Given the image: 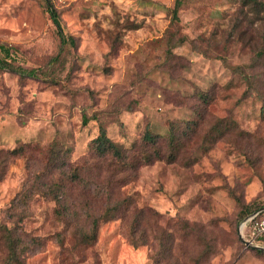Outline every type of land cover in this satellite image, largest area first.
Returning <instances> with one entry per match:
<instances>
[{"label":"rangeland","instance_id":"rangeland-1","mask_svg":"<svg viewBox=\"0 0 264 264\" xmlns=\"http://www.w3.org/2000/svg\"><path fill=\"white\" fill-rule=\"evenodd\" d=\"M173 2L0 0V43L16 47V64L54 77L0 69V264H8L6 229L16 241L14 264H264V250L235 233L241 205L264 201V115L256 91L241 99L244 79L229 68L250 62L258 37L238 34L240 0H185L171 24ZM48 6L74 46L60 49ZM171 32L184 40L167 56ZM198 92L209 96L203 118L195 113L204 106ZM83 113H101L109 137L125 148L146 127L166 134L192 120L199 126L174 161L114 175L95 168L106 163L90 156L97 122L84 125ZM225 120L234 124L213 129ZM54 146L58 168L50 170ZM74 165L101 186L87 192L88 211L46 193ZM125 196L137 210L101 221L96 240L83 247L84 214ZM72 212L78 216L66 222Z\"/></svg>","mask_w":264,"mask_h":264},{"label":"trees","instance_id":"trees-1","mask_svg":"<svg viewBox=\"0 0 264 264\" xmlns=\"http://www.w3.org/2000/svg\"><path fill=\"white\" fill-rule=\"evenodd\" d=\"M185 0H174L172 8L170 11L171 24H175L179 21V10L184 4ZM47 11L57 28V34L59 36V47L60 49L67 43L70 46H74V37L70 34L64 32L63 26L61 24L59 15L57 11L51 7H47ZM238 26L243 25L244 29L238 30V34L241 35L244 30L253 31L257 37L258 42L253 44L251 60L247 64L229 65L232 73L239 75L244 79L245 90L242 93V98L250 95L251 91H256L260 96V106L259 113L264 115V94L259 89L264 85V0H240L238 6ZM236 30L235 23L233 24L232 30L228 37H232ZM175 32L168 33L167 36V56L172 55V48L184 40L182 36L174 38ZM16 47L0 43V69L15 72L18 77H33L37 73H44L48 76L50 81H54L53 75H51L52 70H46L40 68H24L19 64H16ZM52 60L58 61L59 56H55ZM55 83V82H54ZM204 106H200L196 111V115L202 116V110L209 101L208 94L204 92H198L197 94ZM104 115V114H102ZM203 118V116H202ZM90 120H95L97 122V134L90 142V149H92L91 158L99 161L105 162L104 164H97V170H103L105 168L110 174H125L127 172H135L143 164H148L156 160H166L174 161L177 156L182 152L184 147L183 138L189 136V132L194 131L196 126H199V120H192V122H187L185 128L180 133L177 132L175 127H171L166 134H160L154 132L150 127H146L141 136V140L132 143L131 146L125 148L118 142L112 140L107 134L106 123L107 120L101 116V113H94L88 117L85 113L82 114V123L85 125ZM227 128L234 124L231 120L219 121L216 123L213 129L219 130L221 123ZM198 124V125H197ZM55 145V144H54ZM60 150L58 147H53L51 151L50 161L47 163L48 169H56L55 167L56 159L58 158L57 152ZM11 153H17V150L11 151ZM98 162V161H97ZM78 165H74L69 169L67 173L50 180L47 184L46 193L53 195L54 200L58 203L66 204L62 207H67V203L73 204V207H80V205L88 211L86 208V194L91 191H98L101 188L94 182V178L91 175H87V180H84L80 175ZM80 182H83V187L79 190V193L73 192L72 188H76ZM121 184L124 183L122 179ZM45 185V182H43ZM48 191V192H47ZM101 191V190H100ZM64 197L68 198L67 201L61 200ZM264 207V201H254L249 204H242L237 215V226L235 233L237 239L243 243L237 232V227L239 223L246 218L248 215L252 214L259 208ZM133 208L137 210L134 206L133 201L130 197H124L120 200L115 201L111 206H106L103 211L99 214H94L87 212L84 214L85 222L88 223L87 228H79V243L84 246L91 245L96 240V234L101 221H108L110 219L117 218L118 216H124L125 213ZM141 211V210H140ZM135 212V211H134ZM78 216L77 212H72V216L66 219V222L73 221L74 216ZM8 232L7 243L9 244L8 254L6 261L8 264H14L18 261V253L16 241L11 235V229H6ZM249 231V223L245 228V235L247 237ZM183 239L184 234L182 235ZM197 239V238H191ZM257 242L264 245V236L260 238ZM243 245H245L243 243ZM246 246V245H245ZM263 252V250H259Z\"/></svg>","mask_w":264,"mask_h":264},{"label":"built area","instance_id":"built-area-1","mask_svg":"<svg viewBox=\"0 0 264 264\" xmlns=\"http://www.w3.org/2000/svg\"><path fill=\"white\" fill-rule=\"evenodd\" d=\"M248 223H249V231L246 237L245 228ZM237 232L247 242L264 247L263 244L257 242L260 238L264 236V210L256 215L249 217L245 221L243 219L237 227Z\"/></svg>","mask_w":264,"mask_h":264},{"label":"water","instance_id":"water-1","mask_svg":"<svg viewBox=\"0 0 264 264\" xmlns=\"http://www.w3.org/2000/svg\"><path fill=\"white\" fill-rule=\"evenodd\" d=\"M263 210H264V207L259 208L258 210L254 211L252 214H250V215H248L246 218H244V221L247 220L249 217H251V216H253V215H256V214L260 213V212L263 211ZM238 236H239L240 240H241L246 246H250V247H253V248H256V249H259V250H264V247H263V246H259V245H256V244H252V243L247 242L246 240H244V238H243L241 235L238 234Z\"/></svg>","mask_w":264,"mask_h":264}]
</instances>
